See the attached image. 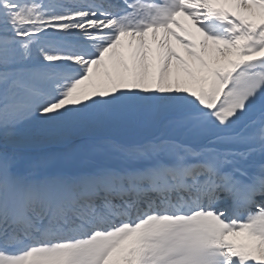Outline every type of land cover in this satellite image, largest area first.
<instances>
[{"label":"snow or ice","instance_id":"6c2138e0","mask_svg":"<svg viewBox=\"0 0 264 264\" xmlns=\"http://www.w3.org/2000/svg\"><path fill=\"white\" fill-rule=\"evenodd\" d=\"M0 264H264V0H0Z\"/></svg>","mask_w":264,"mask_h":264},{"label":"bare ground","instance_id":"6f19581e","mask_svg":"<svg viewBox=\"0 0 264 264\" xmlns=\"http://www.w3.org/2000/svg\"><path fill=\"white\" fill-rule=\"evenodd\" d=\"M186 24H187V26H188V25H190V22H186ZM172 43H173V46H175L178 50H181V49H180V46L176 43L175 40H173ZM181 51H182V50H181Z\"/></svg>","mask_w":264,"mask_h":264},{"label":"rangeland","instance_id":"374dc122","mask_svg":"<svg viewBox=\"0 0 264 264\" xmlns=\"http://www.w3.org/2000/svg\"><path fill=\"white\" fill-rule=\"evenodd\" d=\"M186 25H187V24H186ZM110 134H111V133H110ZM50 150H53V151H54V150H55V148H50Z\"/></svg>","mask_w":264,"mask_h":264}]
</instances>
